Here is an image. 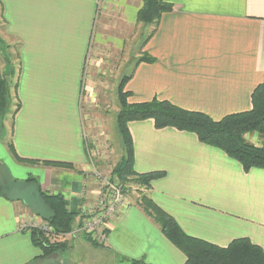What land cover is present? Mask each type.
<instances>
[{"label":"crops","instance_id":"crops-1","mask_svg":"<svg viewBox=\"0 0 264 264\" xmlns=\"http://www.w3.org/2000/svg\"><path fill=\"white\" fill-rule=\"evenodd\" d=\"M164 1L171 9L150 25L137 22L141 0H0V47L6 48L0 52V72L6 77L16 73L12 89L15 102L19 100L7 141L18 157L38 161L17 160L0 138V165L16 185L12 190L4 179L0 185V264L44 260L36 258L39 251L29 230L20 228L48 214L38 188L35 194L26 192L32 183L26 178H35L49 194H61L75 213L97 195L87 155L88 145H97L89 129L97 125L100 132L109 131L111 120L116 127L119 106L112 108L105 97L115 91L116 99L122 77H129V103L166 100L213 119L251 108L252 90L264 82V0ZM128 29H139L141 38L123 68L118 59L127 47L123 34ZM91 41L93 55L82 77ZM111 110L114 114L107 113ZM128 129L134 171L164 172L151 181L146 196L182 231L219 246L247 237L264 249V168L245 171L194 133L156 128L151 118L129 121ZM245 138L264 144L256 132ZM119 145L120 160L125 154L120 137ZM85 239L65 236L61 240L67 248L61 254L71 259L87 245ZM105 242L87 252L100 249L111 260L131 264L185 261L137 201L121 205L108 224ZM61 254L48 257L64 264Z\"/></svg>","mask_w":264,"mask_h":264},{"label":"trees","instance_id":"trees-1","mask_svg":"<svg viewBox=\"0 0 264 264\" xmlns=\"http://www.w3.org/2000/svg\"><path fill=\"white\" fill-rule=\"evenodd\" d=\"M141 1L142 5L137 11V22L140 23L156 25L161 15L171 9V5L164 0ZM128 78V76L122 77L117 86L119 110L115 121L125 154L116 163L112 173L121 181L132 180L149 188L152 180L164 175L163 171L141 174L133 169L132 139L128 122L147 118L153 119L156 128L173 127L194 133L200 142L217 147L230 158L238 161L245 171L252 167L264 168V144L255 145L245 138L248 132H256L260 137H264V82L257 84L252 90L249 110L213 119L204 112L183 109L166 100L153 99L148 102L129 103L127 98L130 93L125 90ZM9 103V83L0 73V122L8 111ZM18 107L17 99L14 113ZM6 145L17 160L38 162L18 157L11 141H7ZM43 163L65 168L72 167L65 162L44 161ZM26 181L36 182V179L28 177ZM38 192L48 209V216L44 219L53 227L54 232L46 233L33 227L22 230H29L32 243L41 249V253L36 257L41 260L66 249L67 243L55 239V236L68 233L74 226V220L79 213L67 209L61 194H49L43 191L39 184ZM140 206L159 225L163 235L184 254L183 264H264V249L247 237L236 238L226 246H219L186 234L171 215L146 195L143 196ZM132 262L152 264L136 260Z\"/></svg>","mask_w":264,"mask_h":264},{"label":"rangeland","instance_id":"rangeland-1","mask_svg":"<svg viewBox=\"0 0 264 264\" xmlns=\"http://www.w3.org/2000/svg\"><path fill=\"white\" fill-rule=\"evenodd\" d=\"M2 22V20L0 21V23ZM1 25V24H0ZM128 33H124L123 36L126 39V46L125 48L122 49L121 54V58L119 57L118 59V66L121 65V67L124 68V66H128V63L130 61H127V57L126 55H128L129 52H132L131 56L132 58H134V48L136 47L135 44H138L141 36H139V29L137 30H132V29H128L127 30ZM137 32V33H136ZM145 35V33H142V36ZM139 36V38H138ZM5 46L1 45L0 47V52L3 54V52H5ZM16 53H14V50L11 51L10 56L13 57L11 59L15 58ZM93 55V50H92V41L90 42V46H88V50L86 53V58L88 59L84 68V75H86V71L89 70V61L91 60L90 58ZM126 57V58H125ZM3 58H0V61L2 62ZM16 63L11 64L13 68H16ZM1 73V72H0ZM4 75V74H3ZM117 77H119V75H117ZM7 82L9 83V87H10V103H9V107H8V111L6 112V114L2 117V121L0 122V135L4 140V143L6 144L7 142V137L8 134L7 132H9V124L11 121V117L12 114H14V108H15V98L13 95V84L16 80V73L12 74V76L10 77H6ZM85 78V77H84ZM118 81V79H117ZM115 91L113 92V96L111 95V97L106 96L105 97V103L108 104V100L111 101L112 104V108H117V104H118V100H117V94H116V99L114 97ZM119 106V104H118ZM108 106L105 107V110H107ZM93 111V110H92ZM113 110H111V112L107 111V113H111L114 114V111L112 113ZM94 113V112H93ZM92 113V114H93ZM88 114V113H87ZM6 120V122H4ZM108 123H111V126H109V131H105L102 129L103 133L100 132L99 128L97 127V125H93L91 126V128L89 129V131L91 130L92 132V136L95 140V148L93 151V155L95 156V160L92 162H89L90 164V169L91 172H97L100 176H105V177H111L115 180L118 181L119 184H121L123 186V189L127 195V199L129 201H133V202H141L143 199V196L146 195V191H147V186H145L144 184H138L132 180H127V181H121L117 176H115L112 171L114 166L116 165V163L119 160L120 157V145H119V134L117 131V128L114 126V122L109 121ZM6 127H5V126ZM113 125V127H112ZM111 129V130H110ZM9 141V140H8ZM1 144V141H0ZM7 147V145H6ZM9 151V149H8ZM10 153V152H9ZM0 156H1V152H0ZM0 160H3L2 157H0ZM2 179L7 180V184L9 185V187L14 190L15 189V181L11 179V177L8 175L7 169L6 167H4V165H0V185L4 186V183L2 182ZM38 181L36 182H32L29 185H27L28 188H26V192H30V193H34L35 194V189L38 188ZM12 193V192H11ZM22 197L26 199V197L24 195H22ZM42 199V198H41ZM28 201V200H27ZM20 202H25L24 200ZM23 204V203H22ZM43 204L45 206V208H47L46 203L43 201ZM46 215L48 216V214L46 213ZM44 215V216H46ZM35 220H40V219H35ZM44 221H46L43 217ZM34 221V220H33ZM56 235V234H55ZM80 236V235H79ZM83 236V235H81ZM65 236L61 235V234H57L55 236V239H58L60 241H64L65 240H61L63 239ZM86 237V236H84ZM85 242L87 243V245H85L84 247H79L78 250H75L77 252V255H73L71 257V259L68 258V254H61V251H58L54 254H61L62 258L66 260V262L64 264H131L129 263V261L126 260H120L119 258H117L115 261L112 259H110L107 254L105 252H103L102 250L99 249V253H97V250L94 252H87L88 250H92L91 248H103L105 247V243L106 242H94L91 241L90 239H88L86 237ZM35 247H37L39 254L41 253V249L35 245ZM67 248V247H66ZM64 251V250H63ZM60 255V256H61ZM119 260V261H118ZM32 264H61V259L59 258L58 260L56 259V256L54 257H48V258H44L43 261H40L38 263H32Z\"/></svg>","mask_w":264,"mask_h":264},{"label":"built area","instance_id":"built-area-1","mask_svg":"<svg viewBox=\"0 0 264 264\" xmlns=\"http://www.w3.org/2000/svg\"><path fill=\"white\" fill-rule=\"evenodd\" d=\"M87 141V134L84 133ZM94 148L88 145L87 155L88 161L95 159L93 155ZM90 164V163H89ZM91 170V169H90ZM97 180V195L89 202V205L81 208L79 212L78 222L64 236L83 235L94 242H105L108 224L116 216L121 205L126 202L127 195L123 186L117 180L111 177L100 176L97 172H90ZM33 227L41 231L53 233V227L44 220H34L31 223H24L21 229Z\"/></svg>","mask_w":264,"mask_h":264}]
</instances>
